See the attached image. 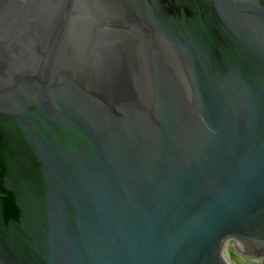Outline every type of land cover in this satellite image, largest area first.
<instances>
[{
	"label": "water",
	"instance_id": "1",
	"mask_svg": "<svg viewBox=\"0 0 264 264\" xmlns=\"http://www.w3.org/2000/svg\"><path fill=\"white\" fill-rule=\"evenodd\" d=\"M264 264V0H0V264Z\"/></svg>",
	"mask_w": 264,
	"mask_h": 264
},
{
	"label": "rangeland",
	"instance_id": "2",
	"mask_svg": "<svg viewBox=\"0 0 264 264\" xmlns=\"http://www.w3.org/2000/svg\"><path fill=\"white\" fill-rule=\"evenodd\" d=\"M234 247H237L236 244H233V243L223 244L221 248V256L225 257L228 260L226 256V251L228 250V248H234ZM228 263L230 264L229 260H228Z\"/></svg>",
	"mask_w": 264,
	"mask_h": 264
},
{
	"label": "bare ground",
	"instance_id": "3",
	"mask_svg": "<svg viewBox=\"0 0 264 264\" xmlns=\"http://www.w3.org/2000/svg\"><path fill=\"white\" fill-rule=\"evenodd\" d=\"M223 258V260L226 262V264H229L228 263V260L225 258V257H222Z\"/></svg>",
	"mask_w": 264,
	"mask_h": 264
}]
</instances>
